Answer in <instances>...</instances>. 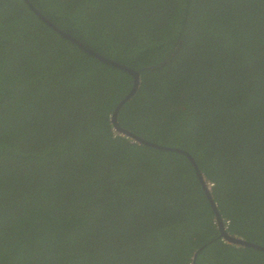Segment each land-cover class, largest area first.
<instances>
[{"label":"trees","instance_id":"16d2710c","mask_svg":"<svg viewBox=\"0 0 264 264\" xmlns=\"http://www.w3.org/2000/svg\"><path fill=\"white\" fill-rule=\"evenodd\" d=\"M140 71L120 127L195 159L264 246V0H29ZM132 76L0 0V264H264L183 154L114 130ZM212 183V185H209Z\"/></svg>","mask_w":264,"mask_h":264},{"label":"water","instance_id":"95a60500","mask_svg":"<svg viewBox=\"0 0 264 264\" xmlns=\"http://www.w3.org/2000/svg\"><path fill=\"white\" fill-rule=\"evenodd\" d=\"M25 4L28 6V8L37 16H39L46 24L47 26L54 30L56 33L61 34L63 37L71 40L73 43H75L76 45H78L84 52H87L88 54L92 55L93 57L97 58L98 60H100L103 63L109 64L111 66H114L115 68H118L120 70H123L127 73H129L132 78H133V83L131 86L130 91L128 92V94H126V96L120 100V102L117 104V106L114 109L113 114L111 115V122L113 124L114 130L120 132L122 135L129 137L133 140H135L136 142H139L141 144L144 145H148L157 149H162V150H170V151H175L178 153H181L183 155H185L192 163L193 168H194V172L197 175V178L201 184V187L203 189L204 194L207 196V199L209 201V203L211 204V207L214 211L215 214V220L217 223V226L220 229V236L226 240L229 243H232L236 246H243V247H249V248H253L259 251L264 252V246L261 244H257L251 241H247L241 237L235 236V235H231L228 231L225 230L222 218L220 217V213L219 210L217 209V205L215 203V201L213 200L211 194H210V190L208 189L205 179L203 177V175L201 174L200 170L198 169V166L196 164L195 159L191 156V154H189L187 151L181 149V148H177V147H173V146H164L149 140H146L122 127L119 126L118 122H117V114L119 112V109L121 108V106L127 102L130 98H132L135 93L137 92L139 85H140V71L135 70L125 64H121L119 62H116L106 56L101 55L99 52L93 50L92 48L88 47L86 44H84L83 42H81L80 40H78L77 38L73 37L70 33L65 32L63 30H61L59 27H57L55 24H53L51 21H49L46 17H44L40 11H38L29 0H24ZM201 250V247L196 250L193 255H192V264H195V260L197 257L198 252Z\"/></svg>","mask_w":264,"mask_h":264},{"label":"clouds","instance_id":"9594fccd","mask_svg":"<svg viewBox=\"0 0 264 264\" xmlns=\"http://www.w3.org/2000/svg\"><path fill=\"white\" fill-rule=\"evenodd\" d=\"M212 183H209V185H211ZM207 185V184H206Z\"/></svg>","mask_w":264,"mask_h":264},{"label":"built area","instance_id":"2783aa9c","mask_svg":"<svg viewBox=\"0 0 264 264\" xmlns=\"http://www.w3.org/2000/svg\"><path fill=\"white\" fill-rule=\"evenodd\" d=\"M212 185V184H211Z\"/></svg>","mask_w":264,"mask_h":264}]
</instances>
